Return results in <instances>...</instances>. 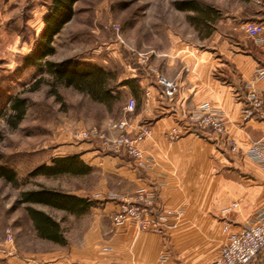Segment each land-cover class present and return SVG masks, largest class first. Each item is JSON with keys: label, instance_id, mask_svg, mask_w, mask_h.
<instances>
[{"label": "crops", "instance_id": "1", "mask_svg": "<svg viewBox=\"0 0 264 264\" xmlns=\"http://www.w3.org/2000/svg\"><path fill=\"white\" fill-rule=\"evenodd\" d=\"M201 2L218 11L215 20L206 21L203 35L191 29L187 35L170 32L165 43L144 41V60L114 52L125 68L118 83L130 81V86L117 90L135 102L133 112L125 114L127 132L134 138L144 125L151 131L136 142L146 167L137 168L124 154H107L93 142L66 147L69 152L59 158L77 154L90 168L89 174L78 177L98 178L87 193L71 194L96 204L88 211L91 221L82 229L78 245L70 246L68 256L53 264H212L227 238L223 227L228 224L229 231H240L263 205L264 174L246 152L264 136V122L243 121L241 110L246 84L257 69H264V0ZM248 23L263 27L258 39L245 32ZM157 77L176 84L172 101ZM254 86L264 99V76ZM203 104L224 118L236 153L224 151L210 134L192 129V112ZM177 126L185 133L170 142L167 133ZM140 190L153 193L158 206L181 207L185 212L181 224L162 235L138 230L131 223L113 225L119 199ZM165 254L168 259L160 262ZM253 264H264V250Z\"/></svg>", "mask_w": 264, "mask_h": 264}, {"label": "rangeland", "instance_id": "2", "mask_svg": "<svg viewBox=\"0 0 264 264\" xmlns=\"http://www.w3.org/2000/svg\"><path fill=\"white\" fill-rule=\"evenodd\" d=\"M178 1L184 0H79L73 6V18L54 38L55 53L46 61L103 65L119 81L125 68L115 51L139 59L137 53L142 52L144 41L165 43L170 32L187 35L191 29L198 35L205 33L204 25L193 24V14L174 9ZM50 5L51 0H0V164L12 168L20 181L14 186L0 179V264H53L68 256L70 246L78 245L91 213L79 217L32 205L60 221L65 244H55L37 236L26 205L19 202L20 193L40 187L70 194L91 190L97 183L95 175L26 177L35 167L50 165L53 158L68 153L66 147L72 144L93 142L100 146L97 141L76 140L74 134L80 129L95 126L114 136L112 126L124 118L130 100L121 94L107 108L84 93L62 86L56 88L57 98L45 67L23 64L43 29V17ZM112 24L119 26L121 37L134 54L105 29ZM41 77L43 83L32 90ZM13 97L26 101L25 115L16 125L12 124L15 116L10 109Z\"/></svg>", "mask_w": 264, "mask_h": 264}, {"label": "built area", "instance_id": "3", "mask_svg": "<svg viewBox=\"0 0 264 264\" xmlns=\"http://www.w3.org/2000/svg\"><path fill=\"white\" fill-rule=\"evenodd\" d=\"M244 28L245 32L252 39H258L263 31L262 26L253 23L246 24ZM105 29L114 33L115 42L125 47L131 53H135L134 49L125 44L120 35L118 25L112 24L106 26ZM137 56L139 59H145V55L142 53H137ZM263 76L264 69H257L252 81L245 86V105L241 110L243 121L255 120L264 122V99L254 86V83L262 79ZM157 82L163 87L167 99L172 101L178 90L176 84L173 81H166L162 77H157ZM134 108L135 102L133 99H130L125 113L133 112ZM191 116L192 129L194 131L210 134L220 143L221 148L226 152L234 154L238 151L236 142L226 135L224 118L220 114L215 113L208 104L201 105L192 112ZM128 125L129 118L125 116L112 126V129L116 132L114 136L93 126L76 131L74 137L78 141H97L105 153L113 155L124 154L130 157L137 168L144 169L147 161L143 151L138 148L136 142L148 137L151 134L150 128L147 125L142 126L136 137L132 138L127 132ZM184 133V128L180 126L173 127L167 133V139L170 142L175 141ZM246 156L255 162L264 174V136L251 144L246 152ZM184 215L185 212L181 207L166 209L158 206L153 193L140 190L129 197L119 199L111 221L115 226L131 223L138 230L162 235L166 231L176 229L183 221ZM223 231L227 234V238L220 249L218 258L212 264H253L256 256L264 250V203L240 231H229L228 224L223 227ZM165 260H167L166 254L160 257V262Z\"/></svg>", "mask_w": 264, "mask_h": 264}, {"label": "trees", "instance_id": "4", "mask_svg": "<svg viewBox=\"0 0 264 264\" xmlns=\"http://www.w3.org/2000/svg\"><path fill=\"white\" fill-rule=\"evenodd\" d=\"M78 1L51 0L50 8L43 17V29L31 53L24 58L23 64L26 67H40L43 65L45 74L52 79V92L57 98H59V95L56 88L62 86L84 93L91 100L110 108L113 102L121 97V93L117 91V88L130 86V81L125 80L117 83L118 77L115 73L90 63H79L73 60L46 61L47 57L55 53L54 38L73 18V6ZM173 6L181 12H193V24L195 27L206 25L208 20H215L218 14L215 8L198 0L178 1ZM42 83L43 79L41 77L34 82L32 90H37ZM25 107L26 101L24 99L19 97L10 99V109L15 116L13 125L23 119ZM89 172L90 168L79 160L77 154H73L67 157L53 158L50 165L35 167L28 173L26 178L29 179L36 176L55 177L59 175L84 176L89 174ZM0 179L14 186H18L20 182L12 168L1 164ZM19 202L26 205L25 210L37 236L60 245L65 244L60 224L45 212L32 207V205H43L74 216H82L96 204L95 201L87 198L77 197L70 193L45 187L21 192Z\"/></svg>", "mask_w": 264, "mask_h": 264}]
</instances>
